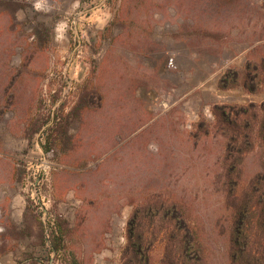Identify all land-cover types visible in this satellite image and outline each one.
Instances as JSON below:
<instances>
[{
  "label": "rangeland",
  "instance_id": "1",
  "mask_svg": "<svg viewBox=\"0 0 264 264\" xmlns=\"http://www.w3.org/2000/svg\"><path fill=\"white\" fill-rule=\"evenodd\" d=\"M263 101L264 0H0V264H122L155 194L232 264L225 169L263 154L226 118Z\"/></svg>",
  "mask_w": 264,
  "mask_h": 264
},
{
  "label": "trees",
  "instance_id": "2",
  "mask_svg": "<svg viewBox=\"0 0 264 264\" xmlns=\"http://www.w3.org/2000/svg\"><path fill=\"white\" fill-rule=\"evenodd\" d=\"M231 114L235 117L226 118L232 129L228 158L232 159L234 153L241 157L256 147L261 148L263 158L256 174L246 180H242L243 167L237 157L225 169L228 186L224 207L230 217L228 254L232 264H264V101L236 106ZM53 221L56 226L51 249L58 255L64 232L58 220ZM207 235L175 202L155 194L135 206L122 264H142L144 259L150 264V250L157 240L164 247L161 264H211ZM69 264L80 263L73 258Z\"/></svg>",
  "mask_w": 264,
  "mask_h": 264
}]
</instances>
